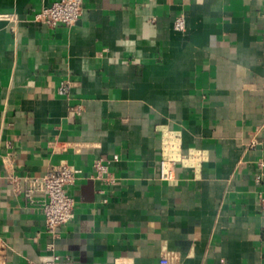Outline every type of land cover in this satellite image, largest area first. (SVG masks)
<instances>
[{"label":"crops","instance_id":"crops-1","mask_svg":"<svg viewBox=\"0 0 264 264\" xmlns=\"http://www.w3.org/2000/svg\"><path fill=\"white\" fill-rule=\"evenodd\" d=\"M55 1L0 0V264L51 246L59 264H264V1L84 0L72 27L36 22ZM65 165L74 219L51 235L45 194L10 177Z\"/></svg>","mask_w":264,"mask_h":264},{"label":"built area","instance_id":"built-area-1","mask_svg":"<svg viewBox=\"0 0 264 264\" xmlns=\"http://www.w3.org/2000/svg\"><path fill=\"white\" fill-rule=\"evenodd\" d=\"M264 1V0H259ZM84 0H57L49 7L43 9L35 15L34 20L48 27L55 28L58 26L72 27L78 23L83 15ZM0 19H14L13 16L0 15ZM174 28L177 31L185 30L184 17H178L175 20ZM59 94L61 96H69L70 85L64 81L59 86ZM73 112L81 113V106L72 108ZM114 161H119V156H114ZM173 163L168 160H162L160 163L161 179L170 181L174 178ZM96 178L104 180L108 173V166L102 160L95 163ZM261 172L256 176V182L260 183L264 175V163L260 164ZM80 171L70 166H62L54 171L47 173L41 177H20L12 175L10 177L15 192L20 193L24 189V195L32 199L36 193L42 192L46 196L43 206L45 225L47 232L55 235L57 229L61 226L69 224L74 219L75 199L67 193V188L74 185L78 180ZM109 180V179H108ZM261 206L264 211V196L260 198ZM52 254L46 257L40 264H59L61 257L53 252V247L49 248ZM28 264H36L32 261ZM161 264H168V260H163Z\"/></svg>","mask_w":264,"mask_h":264}]
</instances>
